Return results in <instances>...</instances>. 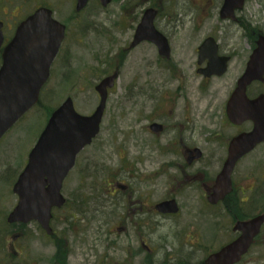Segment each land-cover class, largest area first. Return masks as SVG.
Wrapping results in <instances>:
<instances>
[{
  "label": "rangeland",
  "instance_id": "rangeland-1",
  "mask_svg": "<svg viewBox=\"0 0 264 264\" xmlns=\"http://www.w3.org/2000/svg\"><path fill=\"white\" fill-rule=\"evenodd\" d=\"M125 1L132 4L128 11L134 14H130V18L136 17L135 0ZM201 1L190 0L193 16L179 24L170 42H202L208 36L219 42H242V46L243 42H248L234 26L218 20L216 12L209 7L214 0ZM121 3L122 0H114L112 6L101 7L97 0H90L83 11L76 13L75 0H0V21L4 23L6 38H10L16 25L38 7L50 8L54 18L66 26L65 39L53 63L51 78L41 92V105L32 108L0 140L1 231L7 214L17 202L12 186L44 129L47 115L67 97L73 100L78 113L90 115L98 105L94 86L113 72L114 66H121L115 87L109 91L100 133L78 154L73 170L63 183L62 194L67 208L63 212L53 211L52 227L69 236L68 264H151L146 261L145 254L135 258L124 251L125 245L118 231L122 226V207L119 200L108 196L111 186L125 180L133 184V180H138L139 190L147 203H156L175 194L179 188L173 179L179 178V172L170 164L181 161L172 156L175 147L168 139L155 140L147 132L148 125L157 119L158 114L170 119L181 112L183 114L181 108L191 104L193 146L208 154L217 148L208 133L219 131L223 100L234 84V76H229L233 75L231 72L222 80L213 82L215 101L209 96L201 100L197 93L199 80H173L159 66L151 46L129 52V42L124 40L130 38V30L122 28ZM243 13L258 23L256 29L264 31V0H247ZM123 50L127 52L125 57ZM168 66L174 68L172 64ZM179 85H186L188 97L179 98L176 91ZM141 88L146 95H139ZM204 106L208 109L207 114H202ZM254 155L263 156L264 147L258 148ZM203 162L204 159L197 166L202 167ZM78 204H81L79 216L89 221L85 220L83 224L84 234L71 236L78 226L71 228L67 223L57 224L56 219L63 220L62 216L71 214L77 216ZM89 204L95 207V215L86 213ZM151 205L145 204V208ZM180 207V217L162 222L157 240L150 242L156 247L154 264H180L187 258L182 245L186 220L192 216L200 218L198 211L202 205L180 204ZM26 229L31 237H22L14 243L8 238L6 254L0 252V264H50L53 250L47 246L49 240L36 224H30ZM13 231L17 232V229ZM203 237L201 235L202 240ZM255 253L263 254L264 258L263 248Z\"/></svg>",
  "mask_w": 264,
  "mask_h": 264
},
{
  "label": "flooded vegetation",
  "instance_id": "flooded-vegetation-1",
  "mask_svg": "<svg viewBox=\"0 0 264 264\" xmlns=\"http://www.w3.org/2000/svg\"><path fill=\"white\" fill-rule=\"evenodd\" d=\"M97 1L100 2L99 0ZM206 1L202 0L201 2ZM214 2L207 4H209L212 12H216L218 20L228 23L229 26H234L248 42H243V46L242 42H219V40H215L217 42H208L206 47L201 50L203 59L200 64L198 63L200 48L205 42H170V37L173 36L179 24L182 25L186 18L193 16V6L190 4V0H135L133 8L138 14L133 18H130V14L133 15L134 13H129L128 11L132 6L131 2L122 0V5L120 6V17L123 20L122 28L123 30H130L128 31L130 32V40H124V42H129L127 50L131 52V50L145 45L151 46L157 55L156 59L159 66L166 70L173 80L179 82H185L187 79L192 80L193 78L199 80L197 93L201 96V100H206L209 96L215 101V97L212 96L213 82L222 80L231 74V72H233V75L229 76H234V84L232 87L230 86L229 92L225 100H223L224 107L221 109L219 131L208 133L209 139L217 145L216 150L204 154L203 150L193 146L192 137L194 135V128L191 119V104L181 108L183 114L180 111L181 114H177L170 119L164 116V114H158L157 119L148 125L147 132L155 140L168 139L170 144L175 147L172 156L181 161L180 163L170 164L171 168L179 172V178L173 179V182L179 188L175 194H170L162 201L156 203H147L139 190L138 180H133V184L130 180H125L124 183H115V185L111 186L112 189H110L108 196L114 197L116 201L119 200L121 202L122 226L118 231L125 245L124 251L128 256L135 258L145 254L146 261L151 264H154L153 258L156 255V247L154 248L153 244L150 245V242L157 240V233L162 222L180 217V204L202 205L198 211L200 218L194 219L192 216L186 220L182 245L187 258L180 262V264H212L211 257L237 241L241 236V232L236 229L239 223L251 222L256 217L264 216V155L261 157L254 155L258 148L264 147V143L258 144L253 150L244 154L235 162L230 175V189L222 196L214 195L217 178L229 157L231 141L235 137L249 133L252 130L251 122H244L241 125L232 124L227 118L226 104L235 90L237 82L245 73L251 57L258 48V42L256 41L264 36L263 30L256 29L258 23H254L243 13L247 0L244 1L241 10L234 11V21L230 19L222 20L220 18L223 0H214ZM113 4L114 0H109L107 6H112ZM147 10L153 13L154 29L167 39L168 58L165 55H160L157 46L149 41H142L135 47L130 48L135 30ZM192 21H194L193 17ZM225 36L228 35L225 34ZM60 51L61 47L58 55ZM123 52H125V57L127 52L126 50H123ZM169 64H172L174 68L169 67ZM120 69L121 66L116 65L113 72L106 76L117 72L118 79ZM205 70L217 73L221 72V75L212 73L211 77H205L202 73ZM51 74L52 68L50 78ZM114 87L110 90H113ZM185 89L186 85L177 86L176 91L180 94V99H183L184 95L188 97ZM110 90H108V95ZM190 91L189 89V94ZM96 95L98 97L97 93ZM139 95H146L143 88H141ZM260 95H264V80L262 82H251L246 88L247 98L251 100ZM203 111L202 114L208 113L206 106L203 107ZM211 123L214 125V121ZM151 125H157L160 128L159 131H157V128L156 130L151 129ZM195 149L200 152L199 158H196ZM202 159H204L203 166L198 167L197 164ZM183 189L184 192H180ZM186 190H188L187 194H185ZM171 200H174L175 204H177V213L162 214L155 209L157 204ZM145 204L153 205L145 208L147 207ZM65 205L56 211L63 212ZM80 205L78 204L77 216L68 215L62 216L63 220L61 218L58 219V217L56 219L57 224L61 222L67 223V225L70 224L69 227L71 226V228L73 225L78 226L71 236L84 234L86 229L83 227V224L85 220L89 221V219L79 216ZM90 212L94 215L96 212L95 207L91 204H89V210L86 213L89 215ZM53 219L50 223L52 230L50 235H47L40 229L43 236L49 240L47 246L52 247L51 249L53 250L49 263L68 264L70 254L68 251L69 236L67 237L63 231L57 232L54 230V227H52ZM89 223L91 224V222ZM201 235L204 236L203 240L201 239ZM262 248L264 249V222L259 229V233L251 241L247 252L233 264H261L264 261L263 254L259 255L255 251H259Z\"/></svg>",
  "mask_w": 264,
  "mask_h": 264
},
{
  "label": "water",
  "instance_id": "water-1",
  "mask_svg": "<svg viewBox=\"0 0 264 264\" xmlns=\"http://www.w3.org/2000/svg\"><path fill=\"white\" fill-rule=\"evenodd\" d=\"M88 1L75 0V11L84 9ZM99 1L102 7L109 3V0ZM244 1L223 0L220 18L234 21L233 13L243 8ZM2 29L3 22L0 21V140L38 103L65 35V26L55 20L52 10L46 7L35 9L22 20L7 43L4 42ZM142 41L154 44L160 55L168 58L167 39L154 29L150 10L145 11L138 24L130 48ZM203 42L199 64L203 59L201 50L208 42L215 40L209 37ZM256 42L258 48L226 104L228 120L235 125L251 122L252 130L231 141L229 157L214 187V195L217 196L224 195L230 189V175L235 162L258 144L264 143V95L251 100L246 96V88L251 82L264 80V36ZM202 73L205 77H211L212 73L217 72L205 70ZM216 75H221V72ZM117 76V72H114L95 85L98 105L90 115L78 113L69 97L50 114L28 154L25 167L12 186L17 202L7 214L5 221L8 225L35 222L47 235L52 233V211L60 209L65 203L61 193L63 182L74 168L77 155L99 135L108 90L114 87ZM156 128L159 131L157 125H151V129ZM194 152L199 158V150L195 149ZM155 209L162 214H175L178 211L174 200L159 203ZM263 222L264 216H259L251 222L239 223L236 229L241 236L211 257L212 264L235 263L247 252ZM17 238V235L12 236V241Z\"/></svg>",
  "mask_w": 264,
  "mask_h": 264
},
{
  "label": "trees",
  "instance_id": "trees-1",
  "mask_svg": "<svg viewBox=\"0 0 264 264\" xmlns=\"http://www.w3.org/2000/svg\"><path fill=\"white\" fill-rule=\"evenodd\" d=\"M40 105H41V100H39L37 106H40ZM49 115H50V113L47 115V117ZM64 208L66 209L67 208V205H65ZM1 226L4 228L3 231L0 230V252L1 253H3V252L5 253V247L7 245L8 238L11 237L13 234H18L19 238H18L17 241H19V239L22 238V237H23V239L24 238H28V236L31 237V235L26 232V230H27L26 229V225H8V224H6V222H4ZM14 229H17V232L16 231H13ZM38 230H40V229L38 228ZM10 258L13 259L14 256L11 255ZM7 264H12V263L11 262H8ZM13 264H15V263H13Z\"/></svg>",
  "mask_w": 264,
  "mask_h": 264
}]
</instances>
